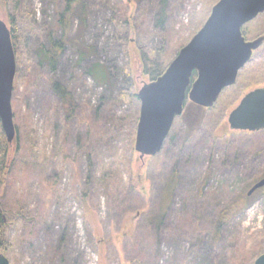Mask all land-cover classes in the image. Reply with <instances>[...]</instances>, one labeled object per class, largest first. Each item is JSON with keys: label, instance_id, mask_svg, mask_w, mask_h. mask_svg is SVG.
Wrapping results in <instances>:
<instances>
[{"label": "rangeland", "instance_id": "374dc122", "mask_svg": "<svg viewBox=\"0 0 264 264\" xmlns=\"http://www.w3.org/2000/svg\"><path fill=\"white\" fill-rule=\"evenodd\" d=\"M17 1L0 0V21L10 29L9 14L14 16L21 53L12 100L19 140L16 135L12 169L0 184V205L10 216L6 239L12 248L5 255L10 263L254 264L264 254V188L225 228L220 244H212L209 231L221 203L264 178V131L233 132L228 125L244 96L264 88V44L212 110L188 105L170 133L176 145L166 141L158 156L140 159L128 151L141 104L125 93L138 94L151 82L140 54L148 28L122 32L112 21V8L123 2L133 19L150 0L137 5L135 0H84L86 25L74 17L67 35L86 46L83 60L72 44L53 47L64 36L58 23L66 0ZM158 2L151 0L152 10ZM212 8L205 0H169L168 30L164 36L153 31L144 45L155 50L160 70L202 29ZM152 10L143 17L151 27ZM243 29L247 41L263 36L264 14ZM43 51L57 54L54 64ZM95 64L107 69L108 85H98L88 74ZM53 83L73 96V114ZM203 117L192 140L174 153L173 146L184 140V123ZM113 159L121 160L115 180L120 195L125 196L130 181L136 187L135 199L118 213L111 212V194L94 183ZM174 169L178 184L170 210L161 218L163 190ZM86 189L88 207L82 198ZM154 220H162L160 227Z\"/></svg>", "mask_w": 264, "mask_h": 264}, {"label": "water", "instance_id": "95a60500", "mask_svg": "<svg viewBox=\"0 0 264 264\" xmlns=\"http://www.w3.org/2000/svg\"><path fill=\"white\" fill-rule=\"evenodd\" d=\"M262 14L264 0H219L202 29L181 49L163 75L140 89L135 140V152L140 159L162 152L187 102L212 109L222 93L237 83L240 72L264 44V35L247 41L243 28ZM195 73L197 78L193 81ZM16 75L11 31L0 21V123L9 144L17 135L12 105ZM228 125L233 132L264 131V88L244 96L230 113ZM263 188L264 178L251 188L248 196ZM0 264L11 263L0 253ZM254 264H264V254Z\"/></svg>", "mask_w": 264, "mask_h": 264}, {"label": "trees", "instance_id": "16d2710c", "mask_svg": "<svg viewBox=\"0 0 264 264\" xmlns=\"http://www.w3.org/2000/svg\"><path fill=\"white\" fill-rule=\"evenodd\" d=\"M136 5L137 2L140 3L143 0H135ZM207 5L209 7H213L219 0H205ZM116 2V5L112 8L113 12V23L115 26L119 27L122 32H125L126 34H129L131 32L135 31V28L146 26L148 28V31L143 35L144 41L141 43L140 47V54L142 57V65L144 67V73L149 77L150 81L157 80L163 73L166 71V68L163 70H160L158 67L159 65L155 62L156 52L153 48L148 47V45L144 46L146 43H148L147 38L150 33L153 31L157 34H162L164 36V32L168 30L167 26V20L169 17V11H168V5L169 0H159L158 4L155 6V8L152 10L151 0L146 5V7L143 10V14H138L137 18L133 17L131 18L130 13L128 12V7L123 2ZM17 4L19 5V0L17 1ZM17 10V8H16ZM151 10L155 14L154 18V25L152 27L149 23H147L146 18L144 19V14H150ZM10 19V31L13 41V46L15 50L16 57L19 59L21 56L18 41V28L14 22L15 18L14 16L9 14ZM78 18L83 26L86 25V3L84 0H66V6L64 11L59 16V23L58 25L63 27L64 30V36L62 41L59 43H56L54 49H59L60 45L64 42H67L69 44H72V46L77 50L80 60H83L86 58V52L84 51L86 49V46L81 44L79 42V39L77 40H70L67 38L68 31L71 25V20L73 18ZM141 23V24H139ZM153 28L154 30H151ZM244 31V29H243ZM121 33V32H119ZM122 34V33H121ZM244 34V32H243ZM146 42V43H145ZM144 46V47H143ZM62 48V47H61ZM45 54V59L49 60V62L54 64V57L57 56L56 53L54 55H51V52L43 51ZM88 74L94 79V81L101 86L108 85L110 81L109 73L107 72V69L103 67L100 64H95L89 71ZM197 78V74L195 73L193 76V81ZM54 92L58 95V97L62 100L63 105L65 106L68 113L73 114L74 110L76 108V104L74 102L73 96L60 84L53 83L52 84ZM127 96V99L135 101L136 103L139 102L137 93L133 92H127L125 93ZM190 104V105H189ZM188 105L195 107L196 109H199L200 111H207L212 109H205L202 107H199L197 105H194L190 102H187L185 105V110L183 116L185 117L186 113L188 112ZM182 116V117H183ZM183 117V118H184ZM204 121V117L199 119V122H185L184 124V140L182 142L179 141L178 146H173L175 149L172 150L174 153H177L178 151H182L183 147L186 146L194 137L196 131L199 129V127L202 125V122ZM138 122V111L136 113V121L134 125V129L131 131L132 133V141L129 145V151L128 154H130V157L133 156L135 150H134V143H135V137H136V125ZM197 122V124H196ZM130 133V134H131ZM17 135L19 140V129L17 128ZM169 144L174 145L175 144V134H171L169 139L167 140ZM189 141V142H188ZM176 145V144H175ZM20 150L19 141L16 146V152ZM12 146L8 143L7 139L5 138L4 131L2 129L1 123H0V184L5 183L6 178L12 169V165L14 162V157L12 155ZM129 158V157H128ZM121 160H115L113 159L111 164L108 166H104L101 172V175L94 180V183H97L100 188L103 187L104 191L103 193L107 196H110L111 194V212L118 213V210H120L123 205L134 198V194L136 192V187L132 182L130 181L128 186H124V194L125 196L120 195L121 186L116 183V179L119 178V175L117 173L118 167L120 166ZM128 162H130V159H128ZM131 169V168H130ZM131 173V170H130ZM178 184V171L177 169H174L172 174L167 178V182L165 183V187L163 190V196L160 206V213L161 218H164L167 216L168 211L170 210L173 195L175 192V189ZM114 185H116V191L114 189ZM251 185V183L249 184ZM248 185V187H249ZM247 188L243 189L239 193L234 195L232 198H230L223 206H221L223 203H221L218 207V213L216 216H214L213 224L211 226V229L209 231L210 238L213 245H218L222 241L223 231L225 228L231 223L233 220H235L240 214L245 212L248 207L250 206L251 200L255 195H252L251 197L248 196L249 190L247 191ZM111 188V189H110ZM203 187L199 190L200 196L203 193ZM83 202L86 204V207H88L87 200L89 198V190L86 189L83 192L82 195ZM9 217L7 215V212L2 209L0 205V253L6 255V252L10 251L12 248V245L7 241V227L9 223L7 224V220L9 222ZM156 223H158V226L162 224V220H154ZM247 264V263H245Z\"/></svg>", "mask_w": 264, "mask_h": 264}, {"label": "flooded vegetation", "instance_id": "af4514ba", "mask_svg": "<svg viewBox=\"0 0 264 264\" xmlns=\"http://www.w3.org/2000/svg\"><path fill=\"white\" fill-rule=\"evenodd\" d=\"M257 51H258V50H257ZM257 51H256V52H257ZM254 54H255V53H254ZM250 190H251V189H250ZM250 190H249V191H250Z\"/></svg>", "mask_w": 264, "mask_h": 264}]
</instances>
